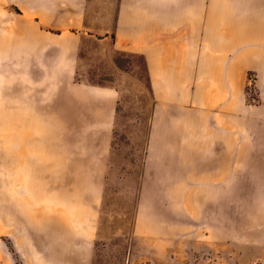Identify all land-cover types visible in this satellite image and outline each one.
Listing matches in <instances>:
<instances>
[{
  "label": "crops",
  "instance_id": "1",
  "mask_svg": "<svg viewBox=\"0 0 264 264\" xmlns=\"http://www.w3.org/2000/svg\"><path fill=\"white\" fill-rule=\"evenodd\" d=\"M117 21L103 56V75L115 80L103 81L98 120L106 148L112 130L143 144L142 172L124 182L109 172L117 192L103 173H78L71 189L56 178L57 208L88 213L79 221L86 236L61 216L24 211L8 233L14 251L0 239V264H184L195 246H218L224 229L245 251L264 244L239 236L264 227V0H121ZM116 52L126 63L114 62ZM252 70L262 98L255 111L242 100ZM207 223L210 242L200 237Z\"/></svg>",
  "mask_w": 264,
  "mask_h": 264
},
{
  "label": "rangeland",
  "instance_id": "2",
  "mask_svg": "<svg viewBox=\"0 0 264 264\" xmlns=\"http://www.w3.org/2000/svg\"><path fill=\"white\" fill-rule=\"evenodd\" d=\"M120 7L121 0H0V239L12 252L8 233L24 211L37 218L41 212L61 216L65 227L86 236L79 221H87L88 213L65 202L57 208L56 178L62 175L63 188L71 189L78 173H103L106 188L117 192L121 187L111 184L109 172L121 182L142 172L143 144L112 130L106 148L108 133L98 120L103 81L115 80L113 72L103 75V56L114 44ZM115 54L116 64L126 63ZM243 88L244 106L257 110L262 98L255 71H247ZM19 149L23 154L12 159ZM199 230L210 242V223ZM223 231L228 236L218 246H195L184 264H234L231 258L264 264V244L245 251L236 244L238 236ZM243 234L264 237V227L244 226ZM28 245L21 239L22 256ZM63 246L72 249L65 234ZM79 250L85 255V247Z\"/></svg>",
  "mask_w": 264,
  "mask_h": 264
},
{
  "label": "bare ground",
  "instance_id": "3",
  "mask_svg": "<svg viewBox=\"0 0 264 264\" xmlns=\"http://www.w3.org/2000/svg\"><path fill=\"white\" fill-rule=\"evenodd\" d=\"M217 3V2H216ZM214 4H215V1H214ZM223 5V4H222ZM214 7V6H213ZM226 11V10H225ZM213 13V12H212ZM214 13H216V12H214ZM1 126H4V125H1ZM24 146V145H23Z\"/></svg>",
  "mask_w": 264,
  "mask_h": 264
}]
</instances>
